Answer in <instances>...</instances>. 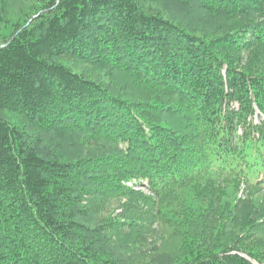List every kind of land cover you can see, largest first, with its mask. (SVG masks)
I'll use <instances>...</instances> for the list:
<instances>
[{
  "label": "trees",
  "instance_id": "1",
  "mask_svg": "<svg viewBox=\"0 0 264 264\" xmlns=\"http://www.w3.org/2000/svg\"><path fill=\"white\" fill-rule=\"evenodd\" d=\"M11 1L0 264H264V0Z\"/></svg>",
  "mask_w": 264,
  "mask_h": 264
},
{
  "label": "rangeland",
  "instance_id": "2",
  "mask_svg": "<svg viewBox=\"0 0 264 264\" xmlns=\"http://www.w3.org/2000/svg\"><path fill=\"white\" fill-rule=\"evenodd\" d=\"M24 6L29 5L28 3H22ZM5 7V9L7 10V12H12L14 11L15 7L13 6V1L11 0H0V10ZM9 16V14H8ZM9 19V18H8ZM256 122L260 121V118L256 117L255 118ZM132 186V184H130V187ZM137 191H141L144 194H148L147 191L141 188H137ZM247 192L244 191V188H241V190L239 191L238 194V198L245 200L247 197ZM114 215H117L119 213H121V209L118 205H115L114 208ZM168 238V231L162 227L160 224L159 225H155L152 228L151 233L148 234L146 241H144V243L140 244V249L138 253H137V258L139 260H144L147 258L149 251L153 252L152 250H154V248H158L161 247L164 243V240ZM145 252V253H144Z\"/></svg>",
  "mask_w": 264,
  "mask_h": 264
}]
</instances>
